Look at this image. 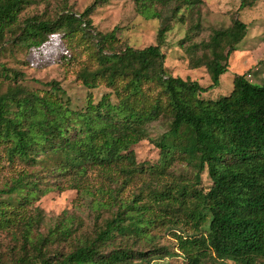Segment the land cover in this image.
Segmentation results:
<instances>
[{"label": "trees", "instance_id": "16d2710c", "mask_svg": "<svg viewBox=\"0 0 264 264\" xmlns=\"http://www.w3.org/2000/svg\"><path fill=\"white\" fill-rule=\"evenodd\" d=\"M130 1L138 13L172 2L171 18L180 21L182 9L203 4ZM256 1L240 0L238 10ZM35 2L0 0V53L6 45L39 48L55 36L58 61L68 63L71 39L81 33L93 41L95 66H83L76 77L89 90L104 85L110 92L97 102L90 94L83 108L72 109L58 83L30 90L18 83V72L0 70L7 83L0 91V164L11 173L0 188V232L21 241L10 264H148L175 254L156 248L150 231L158 226L175 231L186 264H264V81L235 75L226 96L202 99L197 81L174 77L164 66L168 24L157 31L155 45L116 50L114 32L94 33L88 18L107 0H93L78 17L67 11L19 25L20 12ZM246 31L238 18L212 30L193 45L201 55L190 60L191 68H205L215 86ZM27 36L38 39L27 43ZM162 120L167 129L152 141L157 161L138 163L134 146ZM180 164L187 170L175 172ZM202 174L210 181L206 189ZM136 184V193L124 195ZM65 190L91 197L92 226L77 235L60 221L37 233L42 217L37 208L29 213L33 202ZM182 227L191 234H178Z\"/></svg>", "mask_w": 264, "mask_h": 264}, {"label": "rangeland", "instance_id": "374dc122", "mask_svg": "<svg viewBox=\"0 0 264 264\" xmlns=\"http://www.w3.org/2000/svg\"><path fill=\"white\" fill-rule=\"evenodd\" d=\"M198 8L182 9L183 21L179 16H172L173 3L156 4L144 8L138 13L130 0H107L98 5L90 13L92 30L103 35L112 31L118 43L116 50L124 46L144 49L156 44L157 31L168 24L165 33L162 52L166 53L164 66L174 77L183 80L197 81L204 88L199 97L205 100H217L226 96L235 75L246 74L248 79L262 85L264 81V0H258L250 8L238 10L240 0H202ZM93 0H36L23 9L18 16V24L31 17L56 19L67 11L76 17L80 16ZM234 18H238L247 26L245 37L238 45V50L228 58V68L214 86L205 68H191L190 60L201 55L200 50L193 45L207 41L212 30L228 27ZM198 27L196 28L195 26ZM14 35L8 34L7 37ZM37 37L27 36L26 42L31 43ZM92 40L78 33L72 37L74 58L63 63L58 61L57 53L60 46L57 37L45 38L42 46L28 50L23 47L6 45L0 53V70L5 68L8 74L18 72V83L30 90H46L47 85L56 82L64 90V99L70 101L72 109L85 106L87 97L97 102L110 92L104 85L96 89L85 88L76 74L83 66H95ZM12 76V74H11ZM7 83L0 77V91L6 89ZM167 129L165 121H158L148 126V138L134 146L138 163L152 165L158 159V149L153 140ZM0 188L7 181L10 172L4 163L0 164ZM21 166H18L20 168ZM175 172L187 170L183 165H176ZM210 181L206 174H202V188L209 187ZM139 185H134L124 193H136ZM91 197L87 194L79 195L75 190L63 192L52 191L33 202L29 213L34 208L40 210L42 220L36 232L45 235L57 222L63 221L65 226L75 234L88 231L92 226ZM171 232L158 226L150 231L154 236L156 248L165 247L174 256L154 257L148 264H186L183 257L175 248V240ZM191 234L188 227L179 228L177 233ZM35 234V230L33 231ZM21 246L20 239H13L9 233L0 232V264H10L18 256ZM57 246V245H56ZM55 246V247H56ZM65 251L68 250L66 246Z\"/></svg>", "mask_w": 264, "mask_h": 264}, {"label": "crops", "instance_id": "0c3cea01", "mask_svg": "<svg viewBox=\"0 0 264 264\" xmlns=\"http://www.w3.org/2000/svg\"><path fill=\"white\" fill-rule=\"evenodd\" d=\"M248 77H249V75H248Z\"/></svg>", "mask_w": 264, "mask_h": 264}]
</instances>
